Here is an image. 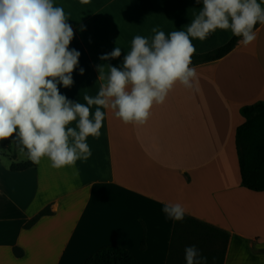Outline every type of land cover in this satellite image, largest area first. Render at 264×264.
Masks as SVG:
<instances>
[{"label":"crops","instance_id":"1","mask_svg":"<svg viewBox=\"0 0 264 264\" xmlns=\"http://www.w3.org/2000/svg\"><path fill=\"white\" fill-rule=\"evenodd\" d=\"M264 7V0H258ZM74 30L70 48L81 53L70 88L60 92L87 105L110 66H122L131 42L141 35L151 43L158 28L166 36L186 31L202 10V0H53ZM256 40L241 43L225 56L194 64L198 87L177 82L163 104H155L143 124H125L114 110L99 138L89 136L92 155L72 168L55 169L48 158L35 167L13 171L3 144L0 158V264H80L99 248L117 244L140 264H166L174 220L162 211L180 203L187 215L230 234L224 264H264V190L243 186L236 130L245 121L241 107L264 100V24ZM233 33L217 29L205 40L193 39L195 53L227 43ZM115 47L119 58L102 60ZM83 67L85 73L79 74ZM94 116L96 105L89 106ZM70 127H76L72 122ZM24 152V153H23ZM50 206L52 214L25 224ZM144 244V247H142ZM14 247L23 250L16 256Z\"/></svg>","mask_w":264,"mask_h":264},{"label":"clouds","instance_id":"2","mask_svg":"<svg viewBox=\"0 0 264 264\" xmlns=\"http://www.w3.org/2000/svg\"><path fill=\"white\" fill-rule=\"evenodd\" d=\"M201 0H196L200 3ZM87 5L90 0H80ZM64 9L53 0H0V141L11 138L27 150L28 159L39 164L48 158L55 169L72 168L87 161V138H99L105 119L101 109H112L125 124L145 123L155 104H163L179 82L187 89L198 87L192 57L193 39L205 40L217 29H230L245 47L256 38L257 23L264 24V7L258 0H202V10L186 31L166 36L153 28L151 43L141 35L131 42L122 66H110L107 77L97 65L101 84L96 97L84 96L87 105L71 101L58 85L70 88L81 53L70 48L74 30ZM122 50L101 56L119 58ZM85 69L79 68L83 75ZM96 105L94 116L90 107ZM76 127H70L72 122ZM167 218L182 221L186 209L165 203ZM186 264H204L196 246L185 248Z\"/></svg>","mask_w":264,"mask_h":264},{"label":"trees","instance_id":"3","mask_svg":"<svg viewBox=\"0 0 264 264\" xmlns=\"http://www.w3.org/2000/svg\"><path fill=\"white\" fill-rule=\"evenodd\" d=\"M261 23H257L254 30ZM240 37L232 36L222 46L211 51L193 54L192 65L219 59L228 54L238 43ZM245 121L237 127L236 146L243 186L251 190H264V100L241 107ZM13 158L19 148L11 138L5 139ZM27 153V150H25ZM28 156V155H27ZM31 160L12 162L13 171L26 170L35 167ZM52 214L50 206H46L33 216L25 227L35 224L41 217ZM230 234L213 224L185 215L182 221L174 220L173 232L166 264H186L185 248L196 246L204 264H224ZM144 247V244H142ZM16 256H22L23 250L14 247ZM80 264H140L139 260L126 248L117 245H107L99 248Z\"/></svg>","mask_w":264,"mask_h":264},{"label":"rangeland","instance_id":"4","mask_svg":"<svg viewBox=\"0 0 264 264\" xmlns=\"http://www.w3.org/2000/svg\"><path fill=\"white\" fill-rule=\"evenodd\" d=\"M5 139L4 140H2V141H0V151H1V149L3 150V147H2V145L3 144H5ZM17 151V150H16ZM0 153H2V152H0ZM24 153V152H23ZM0 158H2L3 160H7L2 154L0 155Z\"/></svg>","mask_w":264,"mask_h":264}]
</instances>
